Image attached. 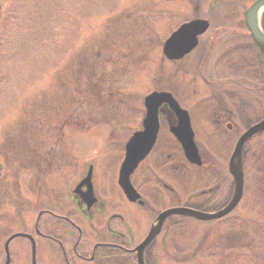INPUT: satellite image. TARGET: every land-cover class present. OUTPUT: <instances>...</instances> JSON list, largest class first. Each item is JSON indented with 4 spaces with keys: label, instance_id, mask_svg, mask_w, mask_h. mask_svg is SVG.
<instances>
[{
    "label": "flooded vegetation",
    "instance_id": "obj_1",
    "mask_svg": "<svg viewBox=\"0 0 264 264\" xmlns=\"http://www.w3.org/2000/svg\"><path fill=\"white\" fill-rule=\"evenodd\" d=\"M5 1L7 0H0V14ZM177 1L165 0L161 6ZM220 1L224 3L227 0ZM255 1L238 0L240 3H247V7L241 10L242 14L239 9H230L226 15H216L215 10L209 8L207 15H203L201 8L197 6L193 18L177 24L174 29L176 15L173 9L159 7L162 8L160 11H166L163 18L168 19L172 27L164 44L187 23L205 21L208 26L197 36L192 50L178 59L169 60L163 53V44V60L179 65L175 67L174 75L183 82L178 81L173 92L159 90L147 96L155 92L171 94L182 112L177 110V106L172 107L167 103L159 107L156 143L130 177L139 196L137 201L132 202L126 197L118 180L127 142L134 133L144 129L142 127L147 115L145 103L141 126L126 142L124 159L118 173L112 176L111 186L108 165L101 167L97 173V163L92 160L82 173L79 148L66 151L65 142H62L60 136V131L70 124H66V120H57L50 129L45 120L49 117L48 108L42 110L41 119L36 120L39 135L35 130L33 133L34 126L30 123L33 135L28 145L29 184L33 196L27 205L33 208L35 216L24 212V222L21 221L23 225L18 228L17 202H12L11 199L8 201L0 193V264H24L18 262V255L24 249L30 253V264H140L138 246L145 241L161 213L176 207L216 213L231 202L236 184L230 173V163L236 145L245 132L264 122V51L253 40L245 17V12ZM216 2H213L214 5ZM159 8L153 11L156 12ZM214 15L220 19H216ZM241 15L244 22L241 21ZM224 16L233 23H225ZM260 20L261 30L264 32V14ZM1 29L0 25V31ZM185 121H188V128L182 126ZM73 125L80 128V117L75 114ZM188 129L193 135L197 150L198 159L195 161L187 157L177 137V134L183 136L188 133ZM61 142L64 145L61 146ZM257 149L263 152V158L264 131L244 145V193L234 210L227 216L206 222L179 215L166 218L161 233L143 253L144 264H162L161 248L158 245L172 219L173 225L177 223V219L207 225L222 224L232 214L241 211L246 191L247 160L252 155V158L257 156ZM1 176L0 172V178ZM109 192L110 195H119L123 202L137 210L127 215L123 208L111 205ZM163 192L168 194L170 206L157 210L161 205ZM234 218L239 220L240 216L235 215ZM138 219L145 226L142 225V238L136 241L134 229ZM233 233L235 236L232 245L235 249L241 252L251 246L250 242L243 240L240 232ZM17 234L28 237L12 239ZM261 235L264 236V229ZM18 239L24 240L27 247L18 248L15 243ZM220 240L225 244L230 238ZM173 251V264L190 262L193 256L200 253L199 249L192 251L189 257L179 259V249L173 248Z\"/></svg>",
    "mask_w": 264,
    "mask_h": 264
},
{
    "label": "rangeland",
    "instance_id": "obj_2",
    "mask_svg": "<svg viewBox=\"0 0 264 264\" xmlns=\"http://www.w3.org/2000/svg\"><path fill=\"white\" fill-rule=\"evenodd\" d=\"M163 1H5L0 14V193L17 202L18 228L23 225L24 212L35 216L27 205L33 196L28 145L33 135L30 123L33 133L35 130L39 135L36 120L41 119L43 109L48 108L45 120L50 129L57 120L70 124L60 136L66 151L79 148L82 173L92 160L97 163V173L108 165L110 185L124 159L126 142L141 126L145 97L153 91L173 92L176 83L183 82L174 75L179 65L163 60L161 54L172 27L163 18L166 11L159 7L173 9V29L193 18L197 6L203 15L209 8L216 15H226L230 9H239L242 14L247 7L238 0H216L215 5V0H178L161 6ZM224 18L225 23H233ZM241 18L244 22L243 15ZM74 114L80 117L79 129L73 125ZM257 151L255 158L252 155L247 160L241 211L222 224L177 219L173 225L172 219L158 245L162 264H173V248L179 249V259L200 249L192 261L181 264H264V157L260 149ZM167 197L163 192L157 210L170 206ZM108 199L127 215L137 210L119 195L109 192ZM138 220L136 241L142 238L145 226ZM235 231L251 246L241 252L235 249ZM220 238L230 240L224 244ZM15 243L18 248L27 247L24 240ZM29 255L24 249L18 262L30 264Z\"/></svg>",
    "mask_w": 264,
    "mask_h": 264
},
{
    "label": "water",
    "instance_id": "obj_3",
    "mask_svg": "<svg viewBox=\"0 0 264 264\" xmlns=\"http://www.w3.org/2000/svg\"><path fill=\"white\" fill-rule=\"evenodd\" d=\"M264 14V0H256L252 6L245 12L246 23L251 32L253 40L256 42L258 47L264 51V32L261 27V20ZM208 22L205 21H193L183 25L178 32L174 33L164 44L163 53L169 60L178 59L184 56L187 52L196 45L197 36L202 34L206 29ZM145 107L147 109V115L143 123L144 128L142 131H138L133 134L132 138L127 142L125 146V159L122 163L121 170L119 172L118 184L125 192L126 197L135 202L138 199V195L133 188L130 177L134 171L138 168L139 164L148 156V154L153 149L158 135L159 130V118L158 109L162 104L167 103L172 107L177 106V110H182L179 108L178 102L173 98L171 94L168 93H152L145 98ZM182 126L188 128V121L182 123ZM186 128V129H187ZM264 131V122L257 124L256 126L249 129L236 145L235 152L232 156L230 163V173L235 180V191L233 198L227 206L219 212L216 213H202L192 209L186 208H173L169 209L159 215L156 218V222L152 226L147 238L143 243L138 246L139 250V262L143 263V253L147 246L161 233L163 224L166 218L179 215L192 217L199 221H213L227 216L234 208L239 204L244 193V172L242 163V154L244 145L246 142L256 136L257 134ZM179 141L184 147L187 157L193 161L198 159L197 150L193 142V135L188 129V133H184L183 136L177 134ZM92 170L89 172L88 180H91ZM28 237L24 234H17L12 237V239L20 237Z\"/></svg>",
    "mask_w": 264,
    "mask_h": 264
},
{
    "label": "trees",
    "instance_id": "obj_4",
    "mask_svg": "<svg viewBox=\"0 0 264 264\" xmlns=\"http://www.w3.org/2000/svg\"><path fill=\"white\" fill-rule=\"evenodd\" d=\"M263 24H264V22H263Z\"/></svg>",
    "mask_w": 264,
    "mask_h": 264
}]
</instances>
